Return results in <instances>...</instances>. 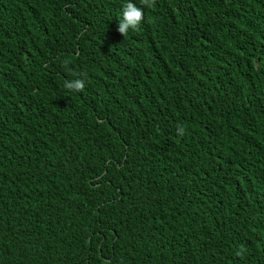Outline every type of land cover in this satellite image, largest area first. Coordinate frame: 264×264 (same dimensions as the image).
<instances>
[{"label":"trees","instance_id":"1","mask_svg":"<svg viewBox=\"0 0 264 264\" xmlns=\"http://www.w3.org/2000/svg\"><path fill=\"white\" fill-rule=\"evenodd\" d=\"M127 2L0 0V264H264V0Z\"/></svg>","mask_w":264,"mask_h":264},{"label":"clouds","instance_id":"2","mask_svg":"<svg viewBox=\"0 0 264 264\" xmlns=\"http://www.w3.org/2000/svg\"><path fill=\"white\" fill-rule=\"evenodd\" d=\"M141 4L145 7H152L153 0H141ZM144 19L143 9L133 4L128 0L122 11V19L119 21L117 31L122 36L128 34L129 29H136ZM64 87L70 91L82 92L85 87V83L82 79H75L70 82H66ZM183 133V129H180Z\"/></svg>","mask_w":264,"mask_h":264}]
</instances>
